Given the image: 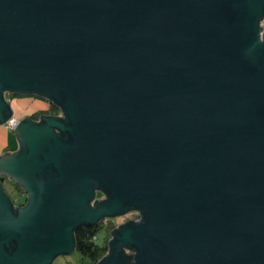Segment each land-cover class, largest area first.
<instances>
[{"label": "water", "instance_id": "obj_1", "mask_svg": "<svg viewBox=\"0 0 264 264\" xmlns=\"http://www.w3.org/2000/svg\"><path fill=\"white\" fill-rule=\"evenodd\" d=\"M263 20L264 0H0V124L5 93L59 109L0 157V264H51L129 206L96 264H264Z\"/></svg>", "mask_w": 264, "mask_h": 264}, {"label": "trees", "instance_id": "obj_2", "mask_svg": "<svg viewBox=\"0 0 264 264\" xmlns=\"http://www.w3.org/2000/svg\"><path fill=\"white\" fill-rule=\"evenodd\" d=\"M49 108L51 114H58L59 109L56 105L50 103ZM19 195H22L23 202L25 201V192L19 185H14ZM16 213V212H15ZM104 230V234L101 236V231ZM115 230L110 231L109 227L100 222L93 225H80L74 231L75 239V251H77L81 256L82 264H96L97 261L103 257L109 247V241ZM132 251L127 250V253ZM131 255L128 254V257ZM131 258V257H130Z\"/></svg>", "mask_w": 264, "mask_h": 264}, {"label": "crops", "instance_id": "obj_3", "mask_svg": "<svg viewBox=\"0 0 264 264\" xmlns=\"http://www.w3.org/2000/svg\"><path fill=\"white\" fill-rule=\"evenodd\" d=\"M49 108V102L41 97H17L14 98L13 103H12V109L13 112L25 116L28 113L31 112H35V111H41V110H45ZM13 133L14 131H7L1 124H0V157L6 153H13L14 151H16L18 149L19 146V142L18 139L16 137V141H17V148L13 147V145L15 144L14 140L10 138V134ZM8 180H4L2 182L4 191L7 193L5 186H6V182ZM14 186V184H13ZM8 194V193H7ZM9 196V194H8ZM10 197V196H9ZM11 199H13L12 197H10Z\"/></svg>", "mask_w": 264, "mask_h": 264}, {"label": "flooded vegetation", "instance_id": "obj_4", "mask_svg": "<svg viewBox=\"0 0 264 264\" xmlns=\"http://www.w3.org/2000/svg\"><path fill=\"white\" fill-rule=\"evenodd\" d=\"M20 96H23V97H27V96H31V97H36L37 95H21V94H9V93H5L4 94V97L7 99V101H8V104H9V107H10V115L7 117V119L11 116V115H13V114H15V115H17V116H19L20 117V121L23 119V118H29V119H31L32 121H35V122H39L40 120H41V118L42 117H45V116H50V115H52L51 114V111H50V108H48V109H45V110H41V111H35V112H31V113H28L27 115H25V116H22V115H19V114H17V113H15V112H13V109H12V103H13V100H14V98H17V97H20ZM37 97H39V96H37ZM49 104H50V102H49ZM54 115H59V112H58V114H54ZM6 119V120H7ZM20 121H19V123H20ZM5 123V122H4ZM4 123L3 124H1L3 127H4ZM17 127V126H16ZM15 127V128H16ZM14 128V129H15ZM13 129V130H14ZM13 130H7V131H13ZM106 198V194H105V192L104 191H102V190H96L95 191V196H94V201H98V202H101V201H103L104 199ZM20 204H22L23 203V201H20L19 202ZM138 215V210L135 208V207H133V206H129L128 208H127V212L124 214V215H122V216H118V217H115V218H112V221H113V227L111 228V227H109V225H107V222L110 220V219H108V218H102V219H100L99 220V222L100 223H102V224H105V225H107L108 227H109V230L110 231H112V230H114V229H116L120 224L118 223V219H123V221L125 222V221H127V220H129V219H131V218H134V217H136Z\"/></svg>", "mask_w": 264, "mask_h": 264}, {"label": "rangeland", "instance_id": "obj_5", "mask_svg": "<svg viewBox=\"0 0 264 264\" xmlns=\"http://www.w3.org/2000/svg\"><path fill=\"white\" fill-rule=\"evenodd\" d=\"M10 138L13 139L15 142L13 147L17 148V141H16L17 139L13 135V133L10 134ZM5 189L10 197H12L13 199L19 198V201H23V199L20 198L16 188L13 186V183H11V181L6 182ZM117 221L120 224L123 222V219L121 218V219H118ZM103 234H104V230L101 231L100 235L102 236ZM80 259H81L80 254L74 250L67 255H59L55 257L53 261L51 262V264H82Z\"/></svg>", "mask_w": 264, "mask_h": 264}, {"label": "built area", "instance_id": "obj_6", "mask_svg": "<svg viewBox=\"0 0 264 264\" xmlns=\"http://www.w3.org/2000/svg\"><path fill=\"white\" fill-rule=\"evenodd\" d=\"M261 25L264 26V20L261 22ZM19 121H20V117L13 114L5 121L4 128L6 130H13L19 124ZM19 196L21 198L22 195H19ZM12 201L14 203V206L20 205L19 198L12 199ZM131 219H133V221H138L139 220V212H138V215L136 217L131 218Z\"/></svg>", "mask_w": 264, "mask_h": 264}, {"label": "bare ground", "instance_id": "obj_7", "mask_svg": "<svg viewBox=\"0 0 264 264\" xmlns=\"http://www.w3.org/2000/svg\"><path fill=\"white\" fill-rule=\"evenodd\" d=\"M23 199V198H22Z\"/></svg>", "mask_w": 264, "mask_h": 264}]
</instances>
